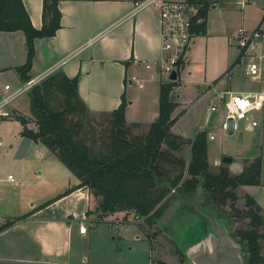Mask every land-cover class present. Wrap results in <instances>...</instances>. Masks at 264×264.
<instances>
[{
  "label": "crops",
  "instance_id": "0c3cea01",
  "mask_svg": "<svg viewBox=\"0 0 264 264\" xmlns=\"http://www.w3.org/2000/svg\"><path fill=\"white\" fill-rule=\"evenodd\" d=\"M22 1L33 27L41 29L44 0ZM135 5V0L60 2L62 27L54 37L35 41L36 55L29 73L31 80L45 73L58 71L70 79L78 77L79 96L92 114H111L118 110L122 95L125 94L128 102L125 112L128 129H146L149 132L154 122L151 125L144 124L142 119L134 117L131 110L135 101L129 96V87L136 82L142 92L145 89L141 82L143 78L160 83V86L165 82L155 80L162 56L161 24L156 9L135 12ZM27 57L26 38L22 32H0V76L12 72L21 86L25 85L16 69L26 64ZM126 62L129 63L128 67L125 66ZM148 65H151V69L147 68ZM190 66L187 58L182 70L189 69ZM134 79L137 81H133ZM6 86L9 85L5 84L2 88L0 82V97L10 93L5 90ZM141 98L146 99V94H141ZM177 103L180 104L178 100ZM179 108L180 106L174 114ZM153 114L156 120L159 108ZM12 118L13 116L8 119L0 118V124ZM133 125L139 127L133 128ZM23 130L22 125L20 146L24 150L21 158L11 159V166H16L17 163L21 167L22 176L17 180L13 177V181L9 179L12 175L6 181L0 180V226L7 220L28 214L32 216L0 232V264L163 263L158 258L159 250L155 241L144 237L140 228L131 222L121 223L116 227L117 236L122 240L120 227L124 225L126 229H130L133 238L128 242L129 245L126 243L129 251L123 253L120 250L115 262H110V257L107 262L104 257L97 260L96 256L101 251L98 247L103 245L95 241L100 234L98 222H94L93 216L88 215L93 207L91 191L84 187L67 194L80 181L46 146L24 137ZM0 141L1 148L3 142L1 139ZM37 153L42 156L39 157L41 161L37 167V178L32 187L27 188L23 177L25 171L36 164L29 158ZM3 182L8 183V187L3 186ZM81 226H89L94 232L91 233L87 228V232L81 234ZM126 229L123 230L127 231ZM111 238L112 241L116 240L114 235ZM110 241L103 240V243L110 248ZM94 250L96 251L93 253ZM87 254H95L93 263ZM131 257L133 260H130ZM135 259L137 262H134Z\"/></svg>",
  "mask_w": 264,
  "mask_h": 264
},
{
  "label": "rangeland",
  "instance_id": "374dc122",
  "mask_svg": "<svg viewBox=\"0 0 264 264\" xmlns=\"http://www.w3.org/2000/svg\"><path fill=\"white\" fill-rule=\"evenodd\" d=\"M205 1L208 33L206 36L196 34L192 48L187 54L191 66L186 70L181 69L180 79L178 80L179 86L173 92L174 100L176 102L178 100L180 103V108L173 115V118L175 116L179 118L182 112L184 114L173 126L172 133L188 140H194L195 135L201 132H206L207 135L214 134L209 128L210 121H221L220 116H211L207 110L209 98L214 90L225 89L228 85L238 91L255 86L246 76L243 67L238 66L239 64L231 69L241 57V52L232 39L239 29L254 31L261 24L264 27V0H254L252 5L244 9L237 6V0ZM200 6L196 7L197 10ZM243 63H245V60H243ZM189 72H191V75H189ZM55 73H45L35 78L33 87L11 104L9 112L12 113L13 118L0 124V139L3 142V146L0 148V180L6 181L9 175H12L15 180L22 176L19 164L16 163V166H11V159H20V155L24 150L20 146L22 123L17 120V117H25L27 128L33 132L37 131V123L31 115L30 94L36 87L43 86L44 82ZM229 73H232L234 77L231 84H228L226 80V75ZM164 81H166V77H164ZM0 82L2 88L7 84L12 87V91L21 87L19 80L12 72L1 75ZM141 82L145 87L142 92L136 82L129 87V96L132 101H135L131 112H134L135 118L142 119L141 121L144 124L151 125L157 121L153 113L159 108L160 83L150 82L148 78H143ZM141 94H146V99L141 98ZM176 96L180 98L177 99ZM47 99L54 111L64 109L65 99L63 95L53 91ZM86 109L81 108L79 112L85 113L77 114L71 118L75 124L81 126L77 129L79 139L85 140V144L96 151H99L103 144L111 147L113 136L117 132L114 128L115 119L110 114L88 113L90 111ZM260 109L261 111L255 113V120L258 123L257 128L250 132H246L241 128L238 133L232 136L217 131L216 139L210 141L208 138L207 142L209 170L212 174H218L221 169L229 168V165L222 162L224 157H231L234 161L240 163L242 172L259 158L262 164L261 186H239L234 190L237 196L235 202L229 200L221 203L208 199L205 196L206 191L199 186L195 196L191 200H187L189 203H197L199 208L214 221L219 223L222 220L226 233L239 245H243L239 234L245 232L250 223V220L246 217L247 196H251L256 200L261 206L264 216V100L261 102ZM18 112L23 114H18ZM123 132L124 134L121 137H124L130 144L137 145L145 141L150 131L148 132L146 129H127ZM10 146H13V148H10ZM161 150L166 154L163 160L158 163L159 170L163 175L161 185L167 186L170 192L150 213V216L153 215L152 224L147 221L150 216L138 220L136 214L132 211L108 215L103 217L102 220L101 214L97 212L98 200L92 196L91 215L95 219L94 222H99L97 226L100 230L99 239L95 241L98 244L102 243L103 246L98 247L101 251L104 249L102 252L99 251L100 255L96 256L98 257L97 260L100 261L104 257L105 262L109 259L110 262H115L120 250L123 253L129 251L128 245L130 243L128 242L133 238L130 229H126L124 225L120 227L122 240L117 236L118 229H116V225L131 222L140 228V232L143 233L144 237L155 241L159 250L158 258L163 260L162 264H191L180 249L181 243H186L185 236L193 232L204 221L199 218L192 207L188 206L184 207L166 228L162 226V219L172 205L180 199L186 200L180 195V190L183 183L190 179L188 165L192 159L191 148L184 146L180 152H170L163 145ZM39 157L42 156L37 153L29 158L35 161L36 164L25 171L23 179L27 183V188L32 187L35 178H37V167L41 161ZM181 162L185 163L184 167L180 165ZM231 174L233 176L238 175ZM173 181H177L175 187L171 186ZM2 185L8 187V183L3 182ZM87 228L91 233L94 232L89 226ZM113 235L116 238L115 241H112L111 236ZM109 239L112 243L110 248L108 244L105 243L104 245L103 243V240L108 241ZM262 247V255L264 256V242H262ZM87 257L92 263L96 259L95 254L92 256L87 254ZM108 257L110 258L108 259ZM132 258L130 260H133ZM134 262H137V260L135 259ZM128 263L131 264V262Z\"/></svg>",
  "mask_w": 264,
  "mask_h": 264
},
{
  "label": "trees",
  "instance_id": "16d2710c",
  "mask_svg": "<svg viewBox=\"0 0 264 264\" xmlns=\"http://www.w3.org/2000/svg\"><path fill=\"white\" fill-rule=\"evenodd\" d=\"M62 1L64 0L43 1V26L38 30L33 27L22 0H0V32H22L26 38L27 62L16 69L24 83L31 80L29 73L36 55L35 41L54 37L62 27V14L59 10ZM140 1L142 0H135V3ZM192 3L201 5L193 18V32L206 36V1L192 0ZM238 63L239 60L231 69ZM125 66L128 67L129 63L126 62ZM179 76L180 73L178 78ZM178 86V81L161 84L157 121L151 126L145 141L137 145L130 144L121 137L123 131L128 129L125 121L128 105L125 94L122 95L119 109L110 114L115 119L114 128L117 130L111 147L103 144L101 149L96 151L89 148L85 140L79 139L77 129L81 126L71 119L77 114L85 113L79 112L81 108L86 109L78 93V77L70 79L60 71L30 94L31 115L37 123V131L33 132L27 128L25 117H17V120L24 127V137L41 142L80 181V184L70 189L67 194L84 187L91 191L92 196L98 200L97 212L101 214V219L108 215L132 211L136 214V219L140 220L150 216L153 209L169 194L170 189L161 185L163 175L158 164L166 156L161 150L163 145L170 152H180L184 146L191 148L192 159L188 165L190 179L183 183L180 190V195L186 201L195 196L199 186L206 191L205 196L208 199L220 203L229 200L235 202L237 196L234 190L239 186H261V159H256L240 175L233 176L229 168L212 174L209 170L207 133H198L194 140L172 133V128L178 120L173 118V115L180 106L173 98V92ZM53 91L64 96L65 107L61 111H54L48 103L47 98ZM132 127L138 128L139 125ZM180 165L184 167L185 163L181 162ZM175 185L177 181L171 182V186ZM246 201L249 228L239 234L241 243L247 244L245 264H264L263 210L253 197L247 196ZM88 215H91V211ZM31 216L32 214H28L7 220L0 226V232ZM152 218L153 215L147 220L150 224Z\"/></svg>",
  "mask_w": 264,
  "mask_h": 264
},
{
  "label": "built area",
  "instance_id": "2783aa9c",
  "mask_svg": "<svg viewBox=\"0 0 264 264\" xmlns=\"http://www.w3.org/2000/svg\"><path fill=\"white\" fill-rule=\"evenodd\" d=\"M253 1L237 0L236 4L244 9L252 5ZM196 7L192 0H142L136 3L135 12L153 8L160 16L162 56L158 62L159 73L155 80L164 82L166 77L164 83H169L172 82L170 77L173 73H180L196 36L193 32V18L198 12ZM232 41L241 52L238 66L243 67L246 76L255 86L238 91L228 85L225 89L214 90L209 98L207 110L211 116H220L221 121H210L209 128L214 133L208 135L210 141L216 139L217 131L232 136L241 128L246 132L257 128L255 113L261 111V102L264 100V27L261 24L254 31L239 29ZM147 68L151 69V65ZM233 79L232 73L226 75L228 84H231ZM34 83V80L29 81L14 91L10 86L5 87L10 93L0 97V118L8 119L12 116L9 112L11 104L27 93ZM9 179L13 181V176H9ZM86 232V226H81L80 233Z\"/></svg>",
  "mask_w": 264,
  "mask_h": 264
},
{
  "label": "water",
  "instance_id": "95a60500",
  "mask_svg": "<svg viewBox=\"0 0 264 264\" xmlns=\"http://www.w3.org/2000/svg\"><path fill=\"white\" fill-rule=\"evenodd\" d=\"M170 80L178 81V74L173 73ZM222 162L229 165L231 173L238 175L242 173V165L233 158L224 157ZM186 206L192 207L204 221L185 236L186 243H181L180 249L191 264H245L247 244H236L224 230L223 221L219 223L214 221L197 203H189L183 199L175 202L162 219L163 228H166Z\"/></svg>",
  "mask_w": 264,
  "mask_h": 264
}]
</instances>
